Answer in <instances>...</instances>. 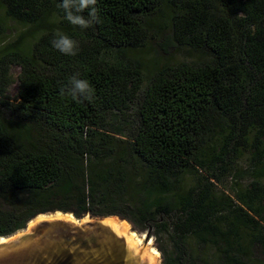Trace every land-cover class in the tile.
Returning a JSON list of instances; mask_svg holds the SVG:
<instances>
[{
	"label": "trees",
	"instance_id": "1",
	"mask_svg": "<svg viewBox=\"0 0 264 264\" xmlns=\"http://www.w3.org/2000/svg\"><path fill=\"white\" fill-rule=\"evenodd\" d=\"M167 1L96 0L95 20L81 28L65 18L63 0H0L5 18L38 34L34 45L0 51V237L63 210L58 198L74 202L76 218L169 233L163 264H247L252 249L264 250V0H191L174 25L181 42L200 38L206 60L155 70L144 85L140 64L119 54L146 43L145 19ZM72 10L90 19L88 9ZM59 34L75 55L53 47ZM73 76L89 83L91 102L62 93ZM129 111L131 126L108 129L107 117ZM212 127L225 137L202 151ZM244 149L248 185L218 193L229 158ZM199 171L203 182L184 188L183 176ZM193 246L217 256L203 259Z\"/></svg>",
	"mask_w": 264,
	"mask_h": 264
},
{
	"label": "rangeland",
	"instance_id": "2",
	"mask_svg": "<svg viewBox=\"0 0 264 264\" xmlns=\"http://www.w3.org/2000/svg\"><path fill=\"white\" fill-rule=\"evenodd\" d=\"M191 0H169L164 2L159 9L152 15L146 17L145 22L149 29V35L146 43L135 52L120 53L119 55L128 60L131 63H138L142 68V74L144 79V85L150 80V77L155 72V70L163 69L165 67H178L181 65H192L201 64L206 60V55L200 48V38L192 40L191 38L185 39L186 41L181 42V33L177 32L175 29V19L178 14L184 16L189 6ZM55 23L59 25V21L56 20ZM0 25L2 30L0 31V51L3 48L10 47L13 45H34L37 35L35 31L29 29L26 24L17 22L12 19L5 18L3 12L0 10ZM184 33V31H183ZM19 73L18 67H11L10 75L13 79V85L10 87L8 92V98L12 100L17 94V75ZM133 116V117H132ZM3 117L10 120L11 117L3 112ZM134 115L131 111L126 112L124 115H119L117 118L113 116L107 117V127L110 131H114L117 128L123 129V125L131 126L133 124ZM219 128L212 127L209 136L201 143L202 151L212 144L215 138V142H221L223 134L218 132ZM126 134H129L126 131ZM223 137V138H222ZM116 138H119L118 136ZM208 141V142H206ZM218 141V142H217ZM202 154H199L201 157ZM230 165L226 169V172L220 176L221 184L217 183V192H223L225 195H230L237 185L246 187L249 183V173L252 167L250 162V153L248 149L242 150L238 157H230ZM206 177V173L203 171L198 172V176L195 173L190 172L183 176L182 185L184 188L195 187L199 181L203 182ZM264 183V181H263ZM55 206L60 205L63 210H56L45 215H67L72 216L75 219H86L93 218L90 215H82V217L76 218V206L74 202H64L61 199L56 198L53 202ZM120 218H111V220L117 221L119 224L125 223L127 225L126 235H134L133 240L137 245L143 243L146 235L148 236V247L156 252L154 257L157 260V264H163V260L171 256L172 248L171 243L168 238L169 233H162L157 226L149 223L147 226H143L139 223H130L123 220L120 222ZM165 219H162V222ZM142 235V236H141ZM137 240L141 244L137 243ZM195 254H200L203 259H213L217 256V253L213 248H203V247H192ZM197 264H203L198 262ZM247 264H264V250L260 248H255L250 251L248 256Z\"/></svg>",
	"mask_w": 264,
	"mask_h": 264
},
{
	"label": "water",
	"instance_id": "3",
	"mask_svg": "<svg viewBox=\"0 0 264 264\" xmlns=\"http://www.w3.org/2000/svg\"><path fill=\"white\" fill-rule=\"evenodd\" d=\"M109 218L38 215L0 237V264H157L147 235L137 245Z\"/></svg>",
	"mask_w": 264,
	"mask_h": 264
},
{
	"label": "clouds",
	"instance_id": "4",
	"mask_svg": "<svg viewBox=\"0 0 264 264\" xmlns=\"http://www.w3.org/2000/svg\"><path fill=\"white\" fill-rule=\"evenodd\" d=\"M96 0H63L59 7L65 10V18L73 25H78L81 28H87L91 25L92 21L96 18L97 9L94 7ZM82 13L88 9L90 19L85 20L82 15L74 14ZM53 47L66 55H75L76 44L75 42L64 34H59L58 38L53 39ZM67 91L74 100H87L91 102L92 94L91 87L86 80L78 79L77 76L71 78L70 86L67 89H62V93Z\"/></svg>",
	"mask_w": 264,
	"mask_h": 264
},
{
	"label": "bare ground",
	"instance_id": "5",
	"mask_svg": "<svg viewBox=\"0 0 264 264\" xmlns=\"http://www.w3.org/2000/svg\"><path fill=\"white\" fill-rule=\"evenodd\" d=\"M109 222H110L111 224H113L114 226H116L117 228H119V229L122 231V233H124L125 235L127 234V233H126L127 225H126L125 223H121V224H119L117 221L111 220V218H109ZM126 236H127V235H126ZM133 236H134V235L132 234L131 236H127V237H128L129 240H131V241L134 242V240H133L134 237H133ZM134 243H135V242H134ZM137 243H138V244H141V242L138 241V240H137ZM150 254L152 255L153 260L155 261L154 257H155V255H156V252H155L154 250H151V251H150Z\"/></svg>",
	"mask_w": 264,
	"mask_h": 264
}]
</instances>
